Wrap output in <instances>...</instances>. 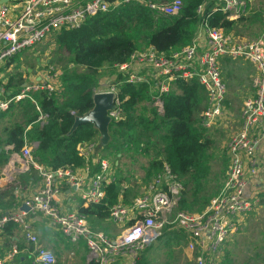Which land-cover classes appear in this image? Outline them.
<instances>
[{
  "label": "built area",
  "instance_id": "2783aa9c",
  "mask_svg": "<svg viewBox=\"0 0 264 264\" xmlns=\"http://www.w3.org/2000/svg\"><path fill=\"white\" fill-rule=\"evenodd\" d=\"M131 1L146 4L159 16H177L183 7L182 0H118L115 4L108 0H0V69L10 59L55 40L61 32L79 28L90 17ZM212 1L213 11L222 12L228 21L237 23L247 14L246 0ZM203 11L204 7L198 10L200 14ZM225 58L243 59L254 65V96L244 101L242 126L229 139L225 180L204 210L190 213L176 209L184 187L166 167L131 203L119 200L110 206L109 219L122 228L118 236L110 237L94 230L87 216L62 204L66 188L78 191L85 207L104 203L106 188L116 182V176L109 160L98 154V144L78 145V155L85 160L80 170L74 166L57 170L44 167L33 157L34 145H26L21 151L24 168L36 170L42 186L24 200L22 206H26L27 211L22 210V206L15 211H0V235L9 225L21 226L26 241L34 247L35 264H58L55 253L41 245L27 221L28 216H42L51 226L60 227L73 245L85 242L90 260L97 264H139L141 253L170 226L187 235L196 264H219L224 244L264 203V183L261 189L246 195L251 182L247 169L250 167L253 176L260 173L255 154L259 147H264V31L254 39H243L223 29L210 28L204 22L190 45L168 55L159 53L153 46L136 52L128 63L116 65L114 72L94 90V96L113 95L115 107L109 111V116L111 123H116L127 117L119 100L121 85L149 86L152 105L162 113L163 96L169 93L174 82L197 80L207 93L202 124L211 130L224 113L227 85L221 75L220 62ZM41 70L43 75L39 80L25 83L17 94L0 100V116L9 111L13 103L30 99L36 104L35 93L62 92L60 73L51 67ZM1 93H5L3 87ZM36 108L38 121L44 123L47 115L37 105ZM19 254V246L13 244L5 254L0 253V264H16Z\"/></svg>",
  "mask_w": 264,
  "mask_h": 264
},
{
  "label": "trees",
  "instance_id": "16d2710c",
  "mask_svg": "<svg viewBox=\"0 0 264 264\" xmlns=\"http://www.w3.org/2000/svg\"><path fill=\"white\" fill-rule=\"evenodd\" d=\"M108 1L115 4L118 0ZM246 1L249 11L257 0ZM182 2V10L177 16H159L146 4L137 1L120 3L105 13L90 17L79 28L61 32L55 45L68 55V65L61 74L63 90L59 94L35 93L36 104L27 99L11 105L7 112L18 114L22 121L5 129L1 144L12 149L2 150L0 167L12 154H20L26 145H34L32 154L37 163L53 170L70 166L81 168L85 160L78 155L77 148L87 142L112 150L116 159L129 152L149 156V147H153L157 150V157L145 167L144 182L151 183L167 167L184 187L176 209L204 210L220 189L211 188L210 150L213 140L202 124L207 93L197 80L174 82L169 93L163 96L162 113L152 105L149 86L121 85L119 100L123 102L127 117L110 124L111 140L107 146L101 145L99 132L91 123L81 124L71 132L76 118L85 116L94 108V90L99 83V72L104 67L111 74L116 65L128 63L136 52L151 46L166 55L179 51L193 42L204 22L210 28L237 34L236 23L226 20L222 12H214L212 0ZM200 7H204L202 14L198 12ZM252 13L253 16H244L240 21L263 23L264 14L257 10ZM11 60L14 59H10L8 65L13 63ZM78 68L85 71L79 73ZM24 82L22 76L18 80L11 76L3 95L17 94ZM36 105L47 115L44 123L38 121ZM125 178L107 186V196L101 205H80L79 212L88 217L94 228L109 219V208L119 201ZM4 197H9L10 201H4ZM12 207V188L4 191L0 188V211ZM88 264L97 263L90 261Z\"/></svg>",
  "mask_w": 264,
  "mask_h": 264
},
{
  "label": "crops",
  "instance_id": "0c3cea01",
  "mask_svg": "<svg viewBox=\"0 0 264 264\" xmlns=\"http://www.w3.org/2000/svg\"><path fill=\"white\" fill-rule=\"evenodd\" d=\"M234 36L237 38H242L236 35ZM13 59L14 60H11L13 61V63L8 65L9 62H6L0 69V100L5 99V96L1 93V88L3 87L5 89V86L7 85L11 76L14 77V80H18L20 78L12 74L13 65L17 61V56ZM243 61L247 62L250 65V69L244 66ZM41 65L42 62H40V60H37L38 67L25 68L24 74L22 76L25 81L23 86L25 85V83L40 79V77L43 75V72L40 68ZM220 71L223 81L227 85V94L230 93L231 98L227 99L228 97L226 94L223 116L220 118L213 130L217 129L218 127H232L230 133L233 135L238 130H240L242 126V108L244 101L254 96L253 78L255 77L256 70L254 65L246 60L225 58L220 62ZM5 72L11 73L10 77L5 76ZM232 73L235 74V80L233 79L234 77H232ZM9 96H11V93H8V96L6 97ZM21 121V116H19L18 114L12 115L11 112H6L0 116V153L3 149H5L6 151L12 149V147L10 146H4L3 144H1V140L5 138V129ZM99 147L101 146H99L98 144V154H100L102 157L107 158L102 153L103 148L101 147L99 149ZM111 151L112 150H110V153ZM125 154L127 153H123V156ZM255 156L258 160L260 173L253 176L250 175V167L247 169L246 174L251 179V182L246 188V195H250L251 192L255 191L256 189H261V186L264 183V147H259L256 151ZM109 161L111 160L109 159ZM131 163L132 162L124 161L121 154L118 156V159L114 165L117 182L120 181V178L117 175L124 174V164H126L127 167H130ZM140 167L145 168L148 166L144 164V166L140 165ZM0 171V188L2 189V191L12 188L13 193V207L7 210H2L1 212L15 211L16 209L21 208L24 200L35 194L37 190L42 186V179L39 173L34 169L24 168V160L21 156V153L12 154L8 162L0 167ZM143 175L144 176H142L141 179H129L128 177L125 178L122 175V177H124L126 180L121 184L119 200H123L125 203H131L136 196L144 192L145 187L147 186V184L144 182L145 172ZM3 200L9 202L10 198L4 197ZM62 204L67 209L72 211H79L80 205H83L78 191H76L74 188L65 189L64 197L62 198ZM262 207H264V203L260 208ZM195 209H199V207H195ZM199 212L201 211L190 213ZM249 216L239 226L238 232L232 235L224 244L219 264H239L238 260H240L242 257H248V259H250V256L252 255L257 257V254L251 253L250 249H252V245L247 240V222ZM27 221L32 227L33 232L39 237L41 245L46 246L55 253L58 264H60L61 258H63L62 261H65L67 244H73L69 242V240L65 238L64 235H57L54 227L51 226L48 220L44 217L28 216ZM90 224L94 230L102 231L110 237L118 236V234H120L122 230L121 227H118V225L113 223L110 219L99 222L96 226L97 229L92 226V223ZM177 232H180V234ZM163 236L170 238V241L161 243L153 242L141 253L139 264H148L145 258H148V261H150L151 263L157 262V264H196L195 253L190 249L188 244L189 240L187 238V235L183 231H176L172 228H167L162 232L161 237ZM173 237L176 239L173 240ZM13 244H17L20 248V254L17 258L16 264H35L34 247L26 241L25 234L21 226L9 225L4 233L0 235V253L5 254ZM257 245V251L259 250V254L262 255L261 257H257L256 264H264V242H259V244ZM73 246L74 251H72L69 256H75V254L78 253V257H81V255H83L84 253L87 255L86 264H88L91 260L85 242H80L79 245ZM72 263L74 264L76 262L73 261Z\"/></svg>",
  "mask_w": 264,
  "mask_h": 264
},
{
  "label": "rangeland",
  "instance_id": "374dc122",
  "mask_svg": "<svg viewBox=\"0 0 264 264\" xmlns=\"http://www.w3.org/2000/svg\"><path fill=\"white\" fill-rule=\"evenodd\" d=\"M160 0H158L159 2ZM164 1V0H162ZM165 1H171V0H165ZM258 12H261L264 14V0H257L254 2V7H252L247 15L245 17H248L250 15H254L252 12H255V10ZM237 25V34L234 32L232 34L242 37L243 39H254L258 37L263 31H264V21L263 23L259 21L255 22H248V21H238L236 23ZM37 60H40L42 62V65L40 66L41 69L47 70L50 67L55 68L56 71L60 73V75L63 72V69L68 65V55L65 52H62L58 50L57 46L55 45V40H52L49 42L46 41L42 43L41 45L37 46L33 50L26 51L23 54H20L17 56V61L13 65L12 74L14 76H17L18 78L23 76L24 70L27 67L36 68L37 66ZM49 63V64H47ZM243 64L246 68L250 69V65L243 61ZM71 67V65H70ZM84 69L78 68V72L82 73L84 72ZM9 72H5V76L10 77ZM110 74V71L107 67H104L100 70L98 80L99 83L103 82V79H106ZM231 74V73H230ZM232 77L235 80V74L232 73ZM98 83V84H99ZM100 86H97V89ZM227 99L231 98V94H227ZM238 107V106H237ZM231 128H223L218 127L217 129H211L207 131V135L212 138L213 145L211 147V175L213 178V184L211 185V188L214 187V190L217 191L222 186L227 172V166H228V158H227V150L226 147L228 145L229 139L231 137ZM231 134V135H230ZM100 143H101V137H100ZM100 146V145H99ZM101 147H99L100 149ZM102 151V150H101ZM102 153L107 157V159L111 160L109 161L111 163V166L113 169L115 162L117 161L115 154L113 152V155H111L110 150L108 148H103ZM157 150L153 147H149V156H144L140 153L136 152H129L123 156V160L126 162H132L131 166L127 167L126 164H124L125 171L122 174L124 177H128L129 179H141L142 176H144V167H140L143 163L147 166H150L153 159L157 157ZM123 164V163H122ZM143 164V165H144ZM121 166V165H120ZM226 171V172H225ZM122 175H117L119 178H122ZM248 232H247V240L251 243L252 249L251 253L257 254V257H261L262 254H259V250L257 251V244L259 242H264V207L258 208L256 211L252 212L248 218ZM55 232L57 235L61 236L63 235L61 232L60 227L53 226ZM167 228H170V226H167L164 230ZM163 230V231H164ZM180 234V232H177ZM176 233V235H177ZM173 240L176 238H172ZM158 241V242H157ZM170 238H167L166 236L160 237L155 242L161 243V242H169ZM154 242V243H155ZM264 248V247H263ZM74 251V246L71 244H67V250H66V260L62 261L63 258H61L60 264H73L72 262L75 261L74 264H86V254L83 253L81 257H78L79 254L76 253L75 256H69L70 253ZM256 256L252 255L250 256V259L248 257H242L240 260H238L239 264H256ZM147 260L148 264H157V262H150L148 261V258H145ZM159 260V259H157Z\"/></svg>",
  "mask_w": 264,
  "mask_h": 264
},
{
  "label": "water",
  "instance_id": "95a60500",
  "mask_svg": "<svg viewBox=\"0 0 264 264\" xmlns=\"http://www.w3.org/2000/svg\"><path fill=\"white\" fill-rule=\"evenodd\" d=\"M9 0H4L8 2ZM94 108L85 116L77 117L71 132L75 131L81 124L91 123L99 132L101 137V145L107 146L111 140L109 127L111 119L109 111L114 109V98L112 94H97L93 98ZM27 211L26 206L21 208Z\"/></svg>",
  "mask_w": 264,
  "mask_h": 264
}]
</instances>
